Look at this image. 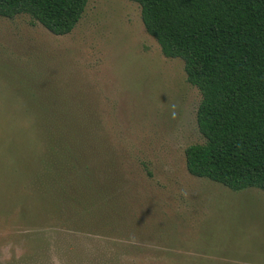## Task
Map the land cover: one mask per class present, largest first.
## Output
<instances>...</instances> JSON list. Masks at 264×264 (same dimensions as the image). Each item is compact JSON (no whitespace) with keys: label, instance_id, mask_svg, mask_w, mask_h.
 <instances>
[{"label":"rangeland","instance_id":"374dc122","mask_svg":"<svg viewBox=\"0 0 264 264\" xmlns=\"http://www.w3.org/2000/svg\"><path fill=\"white\" fill-rule=\"evenodd\" d=\"M200 100L135 1L88 0L65 35L0 16V264H264V191L186 169L185 148L204 140ZM41 114L50 128L78 116L106 145L62 177L94 188L109 228L59 217L52 192L34 186Z\"/></svg>","mask_w":264,"mask_h":264},{"label":"trees","instance_id":"16d2710c","mask_svg":"<svg viewBox=\"0 0 264 264\" xmlns=\"http://www.w3.org/2000/svg\"><path fill=\"white\" fill-rule=\"evenodd\" d=\"M131 1L139 4L144 28L163 55L182 59L188 82L201 93L196 120L204 140L185 148L188 173L234 191H264V0ZM87 2L0 0V16L27 15L30 23L65 35L81 19ZM55 118L58 126L50 128L41 114L36 128L44 142L41 166L28 165L26 171L37 174L34 186L52 192L54 214L67 220L94 218L85 227L109 228L107 219L91 209L94 188L91 192L87 183H64L62 177L65 171L80 170L84 158L108 155L107 147L91 143L96 133L77 127L78 116L62 123Z\"/></svg>","mask_w":264,"mask_h":264}]
</instances>
